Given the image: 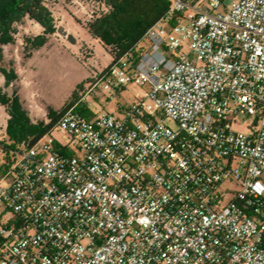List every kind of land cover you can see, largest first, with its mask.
Listing matches in <instances>:
<instances>
[{"label":"built area","instance_id":"obj_1","mask_svg":"<svg viewBox=\"0 0 264 264\" xmlns=\"http://www.w3.org/2000/svg\"><path fill=\"white\" fill-rule=\"evenodd\" d=\"M168 2L10 150L0 264H264V0ZM129 84L114 111L76 110Z\"/></svg>","mask_w":264,"mask_h":264},{"label":"rangeland","instance_id":"obj_2","mask_svg":"<svg viewBox=\"0 0 264 264\" xmlns=\"http://www.w3.org/2000/svg\"><path fill=\"white\" fill-rule=\"evenodd\" d=\"M43 5L50 13L51 25L55 30L47 36L46 44L51 49L64 51L66 55L52 52V49L47 56L38 54L29 60L27 52L31 54L34 49L26 39L42 34L43 27L28 16L13 24L14 41L1 46L0 67L13 69L16 79L5 86L0 73V95L11 100L17 94L21 108L34 124L48 123L49 115L54 120L74 104L89 76L110 62L111 51L123 50L128 42V31L124 27L113 29L107 26L106 20L113 9L102 6L99 0H43ZM60 25L71 39L57 32L56 28ZM95 32L103 39L94 35ZM78 81L80 85L77 87L75 83ZM140 91L138 86L129 84L120 93L113 92L112 97L99 86L86 96L79 108L85 114L87 110L83 109V104L88 103L94 112L106 109L114 111L117 105L126 103ZM9 118L5 107L0 104V130ZM253 119L252 116L240 114L237 128L245 130ZM32 137L29 135L24 140ZM1 156L0 153V159Z\"/></svg>","mask_w":264,"mask_h":264},{"label":"trees","instance_id":"obj_3","mask_svg":"<svg viewBox=\"0 0 264 264\" xmlns=\"http://www.w3.org/2000/svg\"><path fill=\"white\" fill-rule=\"evenodd\" d=\"M108 1L113 12L106 20L107 26L113 29L124 27L128 31V42L123 51L139 40L146 28L161 16L169 4L168 0ZM25 16L35 20L43 27L42 34L26 39L31 44V49L43 46L47 42V36L55 32L51 25L50 13L44 7L43 0H0V61L2 59L1 46L14 41L13 24ZM94 35L103 39L98 32H95ZM27 55H30V51L27 52ZM0 73L4 77L5 86H9L16 79V73L13 69L6 70L0 67ZM74 93L75 90L72 95ZM0 104L5 107L10 117L7 122V134L12 141L8 146L9 152L27 136L32 135L31 141H34L45 134L57 118L53 120L48 113L50 118L48 123H31L21 108L16 94L11 97V100L0 95ZM81 106L82 104H78L76 110L82 113L79 108ZM85 114H89V112Z\"/></svg>","mask_w":264,"mask_h":264},{"label":"crops","instance_id":"obj_4","mask_svg":"<svg viewBox=\"0 0 264 264\" xmlns=\"http://www.w3.org/2000/svg\"><path fill=\"white\" fill-rule=\"evenodd\" d=\"M108 1V0H107ZM53 51L52 52H58L60 53L61 55L65 54L64 51H58L57 49H54L52 47ZM49 46H47V44L45 43L43 46L37 48V49H34L32 51V53L29 55V60H31L35 55H41L42 54H45L46 56L51 52L52 50ZM66 55V54H65ZM4 82V85H5V80H3ZM80 81H78L76 84H78ZM17 95V94H16ZM84 105V109L87 110V112H91L92 109L90 108L89 104L88 103H85L83 104ZM118 107V105L116 106V108ZM115 108V110H116ZM105 111H108L107 109ZM110 111V110H109ZM8 122V120H7ZM0 153H1V159H0V176L2 174L5 173L6 171V168H7V161L9 159V151H8V146L12 143V141L9 139V136L7 134V123L6 125L0 130ZM22 142V141H21Z\"/></svg>","mask_w":264,"mask_h":264},{"label":"water","instance_id":"obj_5","mask_svg":"<svg viewBox=\"0 0 264 264\" xmlns=\"http://www.w3.org/2000/svg\"><path fill=\"white\" fill-rule=\"evenodd\" d=\"M108 3H109V1H108ZM56 30H57V32L58 33H60V34H62V35H64V36H67L68 38H70L69 36H68V34H67V31H66V29L63 27V26H58L57 28H56Z\"/></svg>","mask_w":264,"mask_h":264}]
</instances>
